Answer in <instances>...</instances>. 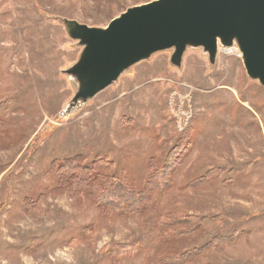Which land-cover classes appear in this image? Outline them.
Wrapping results in <instances>:
<instances>
[{"label":"rangeland","instance_id":"obj_1","mask_svg":"<svg viewBox=\"0 0 264 264\" xmlns=\"http://www.w3.org/2000/svg\"><path fill=\"white\" fill-rule=\"evenodd\" d=\"M153 1L0 0V264H165L188 250L181 264H264V88L240 55L218 46L210 67L190 49L175 68L157 53L67 112L82 48L59 21L105 28ZM72 158L110 163L135 192L170 158L171 184L142 213L109 214L58 187ZM172 214L207 223L165 237Z\"/></svg>","mask_w":264,"mask_h":264},{"label":"water","instance_id":"obj_2","mask_svg":"<svg viewBox=\"0 0 264 264\" xmlns=\"http://www.w3.org/2000/svg\"><path fill=\"white\" fill-rule=\"evenodd\" d=\"M59 22L82 48L64 72L76 85L67 112L165 51H172L170 65L181 68L186 50L200 49L212 67L218 46H235L247 77L264 88V0H156L127 9L105 28Z\"/></svg>","mask_w":264,"mask_h":264},{"label":"trees","instance_id":"obj_3","mask_svg":"<svg viewBox=\"0 0 264 264\" xmlns=\"http://www.w3.org/2000/svg\"><path fill=\"white\" fill-rule=\"evenodd\" d=\"M161 172L150 175L146 188L135 192L121 182H116L108 173L111 164L96 160L88 166L80 165L78 159L72 158L57 165L58 187L66 191L71 199L87 197L93 203L109 214L119 215L126 213H142L150 201V195L156 190H165L170 187V178L167 171L173 168V162L167 158ZM205 219L184 216L180 214L167 215L159 224L162 233L166 235L186 236L200 228ZM135 252L132 246L120 247V255H130ZM195 255L194 250H188L180 257L166 261L165 264H181Z\"/></svg>","mask_w":264,"mask_h":264},{"label":"built area","instance_id":"obj_4","mask_svg":"<svg viewBox=\"0 0 264 264\" xmlns=\"http://www.w3.org/2000/svg\"><path fill=\"white\" fill-rule=\"evenodd\" d=\"M232 48V49H231ZM230 49L232 50L231 52L234 53L237 57H239V52L235 46L231 47ZM225 49V48H224ZM226 50V49H225Z\"/></svg>","mask_w":264,"mask_h":264},{"label":"bare ground","instance_id":"obj_5","mask_svg":"<svg viewBox=\"0 0 264 264\" xmlns=\"http://www.w3.org/2000/svg\"><path fill=\"white\" fill-rule=\"evenodd\" d=\"M230 49V48H229ZM229 49H227V50H225V51H228V52H230V51H232L231 49L229 50Z\"/></svg>","mask_w":264,"mask_h":264}]
</instances>
